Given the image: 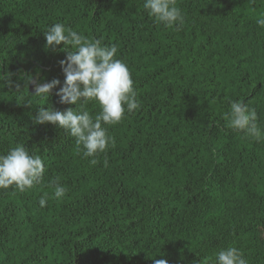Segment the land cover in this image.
Wrapping results in <instances>:
<instances>
[{
    "label": "trees",
    "instance_id": "1",
    "mask_svg": "<svg viewBox=\"0 0 264 264\" xmlns=\"http://www.w3.org/2000/svg\"><path fill=\"white\" fill-rule=\"evenodd\" d=\"M143 4L0 0V155L23 145L46 169L28 191L0 189V264H216L232 246L264 264V140L225 120L243 100L264 130V0H177L179 28ZM56 23L116 45L134 82L139 107L105 125L115 146L95 165L63 129L33 122L40 106L75 108L56 95L67 57L63 42L46 46ZM30 79L61 84L46 98Z\"/></svg>",
    "mask_w": 264,
    "mask_h": 264
},
{
    "label": "clouds",
    "instance_id": "2",
    "mask_svg": "<svg viewBox=\"0 0 264 264\" xmlns=\"http://www.w3.org/2000/svg\"><path fill=\"white\" fill-rule=\"evenodd\" d=\"M143 7L165 27L179 28L184 23V15L177 7V0H144ZM257 24L264 27V18L258 19ZM45 39L46 46L52 50L62 42L64 44L62 50L67 53V57L60 63L65 80L60 86L61 82L57 79L43 84L30 79L35 95L48 98L51 91L60 86L56 92L59 102L75 105V108L60 111L54 110L52 106H40L33 122L37 125L51 123L63 129L70 137L75 138L77 150L82 149L85 158L92 157L89 162L95 165L98 162L96 156L115 146V140L108 135L105 125L118 124L126 111L132 112L139 107L131 72L123 60L116 58V45L102 46L101 40L90 39L83 33L66 28L62 23L47 28ZM90 101H95L100 106V112L94 118L84 109V105ZM26 104L32 105V102ZM225 120L227 127L244 132L257 142L264 140V130L255 123L256 110L243 100L230 102ZM45 172L41 157L30 154L23 145L18 144L7 154L0 155V189L6 190L14 186L20 192L28 191L43 180ZM67 191L59 180L54 182L53 195L56 199L63 198ZM46 203V197L39 199L41 207ZM155 264L168 262L159 259ZM216 264H248V261L238 248L232 246L216 254Z\"/></svg>",
    "mask_w": 264,
    "mask_h": 264
},
{
    "label": "rangeland",
    "instance_id": "3",
    "mask_svg": "<svg viewBox=\"0 0 264 264\" xmlns=\"http://www.w3.org/2000/svg\"><path fill=\"white\" fill-rule=\"evenodd\" d=\"M251 201H250V208L252 209V210H256V207H257V199H258V197H257V195H253V196H251ZM256 213H258V211L256 210Z\"/></svg>",
    "mask_w": 264,
    "mask_h": 264
}]
</instances>
